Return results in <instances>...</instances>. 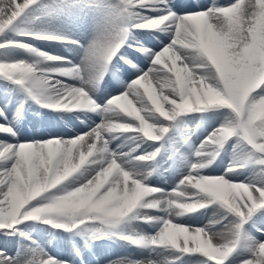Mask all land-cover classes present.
I'll return each mask as SVG.
<instances>
[{
  "label": "snow or ice",
  "instance_id": "1",
  "mask_svg": "<svg viewBox=\"0 0 264 264\" xmlns=\"http://www.w3.org/2000/svg\"><path fill=\"white\" fill-rule=\"evenodd\" d=\"M35 2L0 0V34ZM123 3L126 14L133 20L132 28L169 31L173 36L158 53L148 50L152 57L148 69L103 105L95 103L91 92L102 78L107 62L119 49L117 41L124 29L120 35L101 36L86 47L78 65L40 69L23 60L0 62V79L20 86L42 107L104 114L100 124L75 137L50 136L20 143L0 139V234H16L17 226L25 221H41L66 232L95 222L112 227L136 209H163L167 213L165 217H139L145 223H158L154 234L123 235L119 239L150 256L179 254L170 255L173 259L167 264H176L182 256L193 255L202 257L197 264H225L238 244L242 225L256 210L264 209V183L189 174L167 196L158 198L165 190L142 182L150 173H141L134 163H127L126 154L110 153L107 144L109 138L125 134L159 141L168 131L160 120L171 121L186 113L226 108L231 117L202 141L195 156L213 155L211 149L238 137L258 154L256 162L264 166V94L254 95L264 88V0L246 3L237 0L230 6L205 5L201 0H183L179 5L170 0H123ZM142 9H159L160 14L143 18ZM25 35L31 39L67 42L54 35ZM0 47H16L50 62L67 63L64 57L39 52L21 41L6 42ZM133 47L143 54V49ZM120 59L130 68L135 67L123 55ZM70 80L78 81L79 86L66 83ZM5 111L0 108V119L7 120ZM0 133L14 136L12 127L6 123H0ZM154 155L142 154L131 159L147 162ZM203 167L205 163H193L191 170L194 173ZM85 173L87 178L79 186L62 187ZM209 204L219 205L238 222L221 231H211L173 221V217ZM72 251L76 257L82 256L79 248ZM0 264H73V260L58 259L43 250L28 256H8L0 248ZM108 264L161 262L125 257ZM241 264H264V242H253L250 258Z\"/></svg>",
  "mask_w": 264,
  "mask_h": 264
},
{
  "label": "bare ground",
  "instance_id": "2",
  "mask_svg": "<svg viewBox=\"0 0 264 264\" xmlns=\"http://www.w3.org/2000/svg\"><path fill=\"white\" fill-rule=\"evenodd\" d=\"M47 1H50V0H36V2L34 4H32L28 9H26L25 12L19 18H17V20L11 26H9L2 34H0V39L7 38V39H5V40H7L6 42L13 41L11 38L21 39V37L17 38L13 34H11L10 29H13L14 26H28L27 28L31 29V30H40L42 28V29H47L48 31L53 32V33H62L61 31H59V29L57 27L66 28L73 33L72 36H74V37L78 36L80 38V40L82 42H79L80 43L79 45H77V46L71 45V44H69L68 41L67 42L40 41V40H35V39H31L30 41L33 44L32 47L37 49L39 52L46 51V52H48V54L49 53H63V54H65L68 58L67 63H63L61 61H51L50 62V61L45 60L44 57L38 56L36 53L28 52L24 49H20V48H16V47H0V61H2L1 57L6 58V59H11L10 61L8 60L9 62L23 60L27 63H32L35 67L40 68V69H44V68L53 69V68H59V67H69L71 64L78 65V64H80L83 50L94 42V38L96 40H98L101 36H104L107 34H112L114 36L115 30H116V27H114V25H115L114 22L117 21V18H121L123 14L127 15L126 11H124V13H122L121 11H119L117 9V7H116L117 5H116L115 0H102V5H100V6H98L97 4L93 5V1H91L90 4H91L92 8H89L88 6H86V7L85 6L81 7L78 5L76 6V5H73V3L71 4L70 2H68L66 0H51V1H53L52 4H49V2H47ZM120 1L123 2V0H120ZM17 2L22 3L23 0H17ZM78 2H80V1H78ZM170 2L172 4L179 5V4L183 3V0H170ZM235 2H237V0H201V3H203L205 5L215 3L218 6H230L232 3H235ZM243 2L246 3L247 0H243ZM97 3L99 4L98 1H97ZM42 7H45V8L40 9ZM34 10H38V11L36 12V15L32 17L31 15H32ZM153 11L157 12V11H159V9H156ZM126 17L125 16L122 17V22L124 21V19ZM130 19L132 20V18H130ZM102 21H104V23H106L107 26H103L102 29H98V27L102 24ZM49 25H50V27H49ZM46 27H48V28H46ZM117 31H118L117 34H119V31H120L119 27H118ZM131 33H130L127 40H129ZM21 34L22 33L18 34V36H20ZM172 36H173V34H172ZM164 37L165 36H161L160 38H164ZM76 39H78V38H76ZM23 40H25V39H23ZM136 41L140 44H144V45L149 46L151 49H154L156 47V45H158V43H159V40L152 41V38L149 36H146L143 31H136ZM120 52L125 54V55L132 54V56H134L136 59L137 67H135V68H121L119 66L120 69H117L118 67L116 68L115 65H113V64L117 63V60L115 58L112 59L110 64H109V62H107V64L113 65V66L112 67L109 66L110 68H108L106 73L112 72V73H115V75H118V77H120V83L119 82H118L119 84L112 83L107 79V77L104 76V78L102 80L97 82L95 89L91 92V96L96 101L101 100L103 96H107V95L109 96V93H111V92L113 94L111 96V98L120 94L122 91H124L127 88L128 84L130 83V81L128 80L129 79L128 77L132 74V72L136 69H137V72L139 70H144V69H141V67L147 62L146 57L149 56V54H147L144 57H137L134 55V53H131V52L129 53V51H127L126 49H120ZM147 59L149 60V58H147ZM57 79H62V78L57 77ZM71 82L76 83L78 81H76V80L66 81V83H70V84H71ZM7 84H9V83H7V82L5 83L3 80L0 79V108L6 109L4 114H5V116H7V120L0 119V123L9 124L13 129L14 136L8 135L5 133H0V139H5L9 143H14L13 140L19 139V138H26V139L16 141L15 143L31 141V140H42L46 136L49 137L51 135H59L61 137L68 138V137H71V136H69V134H71V133H74V137H75L76 135L81 134L82 130L89 128V127L93 128L102 122V116L104 115L103 112L99 113L98 117L96 116V118H92L93 116L91 117L90 115L83 113L84 111L79 110V111H76V114H72V115H76V116L86 115L87 117L84 118L83 122L77 120L76 118L74 119L70 116H65L64 114H62L64 117L59 121L57 120L58 122L52 121L51 127L49 126V128H47L45 123H44V126H40L38 123L45 122L47 119H49L48 118L49 114H47V113H44V114L35 113L34 112L35 110L33 108L34 106L31 107L32 103H31L28 95H26V97H23L21 94V90H22L21 88H18L16 85H14L12 83L8 86H7ZM262 93H264V88L258 89L257 92L254 93V95H260ZM104 103H102V104H104ZM36 109L41 110V108H39V107H36ZM93 115H95V114H93ZM192 116H194V115L192 114V115L186 116L184 114V115L179 116L176 120L179 121V119H185L186 121L189 122L192 119L191 118ZM196 116L197 117L192 122V127L190 129V131L192 132V138H190V141H187L181 147V149H184V151L185 150L188 151V149H191V146L193 147L195 145L194 139L197 136L199 137L202 134V133H200L201 131L202 132L204 131V133H205L204 139H203V141H204L214 130H216L213 128H211L212 130L208 129L209 125L213 124L215 122H220L219 126H221L223 123H225L231 117V114H230L229 110L226 108H218L216 110H208V111L198 112ZM24 123L28 127H25ZM186 125H185V127H186ZM185 127H183V128H185ZM45 129L47 131L44 132ZM233 140H235V141H233ZM200 145H198L196 147L197 150L199 149ZM243 145L244 144L240 140H236L235 137L230 138L228 140V142L226 143V146L228 148L230 146V148H229L230 150L245 149L243 147ZM107 148H108L110 153L126 154L128 157L127 163H129V164L134 163L136 169L138 171H140L141 173H147L145 171L146 168L144 169L146 162H133L131 158L134 155H132V153L135 151H137L140 155L155 153L154 157H156V154L158 152L157 147L153 146V144L150 141L143 140V139L136 137L134 135H131V134L121 135V136H118L116 138H109ZM214 149H211V151L214 152ZM223 150H226V148L223 149V147H222L219 150L220 152L217 155V157L214 161L215 163L213 165L203 167V168H199V169H201L200 171L203 173H208V174L209 173H215L214 170L218 169L220 166V163H222V161L225 159V151L223 152ZM245 154H246V152H245ZM187 157H188V155H187ZM211 158H212V156H211ZM198 163H202V162H198ZM245 170H246L245 172L240 171V170H234L232 172L226 171L223 176L229 180H235V181H240V182H245V183L254 182V184H257V185L264 183V166L256 165V166H252L250 168H247ZM189 174L190 173H188L186 175H189ZM87 175L88 174L85 173L82 176L74 177L72 181L66 182V184L62 187H67L70 189L71 187L79 186V183L83 182V180L87 178ZM148 176H150V175H148ZM73 181H75V182H73ZM152 181L155 182L156 184L161 185V186L168 183V180H160V179L158 180V178H156V179L152 178ZM57 194H62V193L58 192ZM164 194H165V196L168 195L167 192H164ZM218 208H219V205H210L208 208L203 209V210H199V211L197 210V211H194L191 213L184 214V215L179 216V217H173V221L176 223H180V224L196 226L197 224L201 223V219H200L201 215L204 214L205 216H207V214H208L207 212L209 210H211L209 215L211 214L213 216L218 212V210H219ZM160 211L161 210H159V211H157V210L146 211V210L139 208V209H136L133 213H130L129 215L135 216L136 214L140 213L141 216H147L146 215V213H147L151 217H156V213H152V212H160ZM163 214L167 215L166 212H164ZM221 218H222V216H220L219 219L213 218V220H207L204 225H201V227H204V228L209 229L211 231H221L224 229L225 226H232L233 225L231 220H229V221L224 220L223 222H221L222 221ZM125 219L126 220H123L120 224H118L116 226H112V227L105 226L103 228L104 231L106 233H107V231L111 232V233L112 232L116 233V230L120 229L123 231L124 230L129 231V233H131V234H135V233L139 232L138 230H141L144 228L147 231V234H151L152 230L154 229V226H156L155 223L135 224L134 222H130V220H132L131 218L128 219V217H127ZM27 223H29V222L25 221V222L21 223L20 225H18L17 226L18 232L16 234H13V235L1 234L0 235V248H2L8 254V256L20 255L17 253V251H19V249H21V248L24 249L25 252L22 250L24 253L21 254L20 256H28L32 252L41 250L42 247H43V250H46V252H49L52 254L53 253L52 248L49 247L47 242H45L43 240V237H41L40 235L39 236L42 239L39 240V242H41L42 247L40 249H37V247L34 245V243L30 239L32 236L38 234L39 229H38V227H34L31 224H27ZM235 223H236V221H235ZM88 224L89 223H86L85 225H82L80 228L76 229L77 232L79 233L81 231H84V232L90 231L89 229L91 226H88ZM251 224H260L261 226H264V209L256 210L252 214V216L249 217L248 220L242 225V228L240 229V237H239L238 244L236 245L234 252L225 261V263H227L233 257L234 259H236L235 264H241L242 261L238 260L240 253H242L244 260L250 258L251 246H252L253 242L261 241L260 239L263 238L262 235H264L262 231H257V229H255L256 232L255 231L253 232V230L251 231L250 230ZM19 227H21V228H19ZM118 234L116 236L109 234L108 235L109 240L113 239L115 241L121 242L119 244H123L125 241L122 242L119 239L120 235L118 237ZM64 235H61L63 237V239H59L60 241H62L66 238V236H64ZM87 238L90 241L95 239L94 236H90V235L87 236ZM217 242H220L219 238L217 239ZM261 242H264V241H261ZM116 244H117V242H116ZM124 244H126V243H124ZM10 247H12V248H10ZM105 247H107L106 244H104V248ZM10 249L13 250L12 253H9ZM143 254H144V251L135 248L133 254H131V255L127 254V255H125V257L131 258V259H137L138 257H140V259L142 260L143 258L141 255H143ZM162 254L163 255L161 256L162 257L161 258L162 259L161 264H167V261H170L173 259V257H171L170 255H175V254H169V253H162ZM61 255L65 256L64 258H72L73 264H87L86 260L79 263L76 261V259L74 257H70V256L67 257L66 251L61 253ZM96 255H98V254H96ZM122 255H124V254H122ZM143 257H144V255H143ZM199 259H202V257H199L198 255L182 256L179 260L176 261V264H197Z\"/></svg>",
  "mask_w": 264,
  "mask_h": 264
},
{
  "label": "rangeland",
  "instance_id": "3",
  "mask_svg": "<svg viewBox=\"0 0 264 264\" xmlns=\"http://www.w3.org/2000/svg\"><path fill=\"white\" fill-rule=\"evenodd\" d=\"M66 1H68V2H70L71 4L73 3V5H78V6H81V7H86V6H88L89 8H92V6H91V4H90V2L91 1H93V5L94 4H97L98 6H100V5H102V0H66ZM78 1H80V2H78ZM85 1V2H84ZM97 1L99 2V4L97 3ZM47 2H49V4H52L53 3V1H47ZM77 3V4H76ZM47 5V4H46ZM45 7H42V8H40V9H44ZM39 9V10H40ZM50 9V8H49ZM38 10H34L33 11V13H32V17L33 16H35L36 15V12H37ZM47 11V10H46ZM45 11V12H46ZM141 14H142V17L143 18H147V17H152V16H156V15H159L160 14V12H158V13H147L146 12V10L145 9H142L141 10ZM27 15V14H26ZM38 20V19H37ZM115 23V25H114V27H116V30H115V35L114 36H116L117 35V33H118V27L120 28V23H122V17L121 18H117V21L116 22H114ZM48 26V25H47ZM103 26H107V24L106 23H104V21H102V24L98 27V29H102L103 28ZM18 27H20V28H23V27H28V26H18ZM49 27H50V25H49ZM39 28V27H38ZM46 28H48V27H46ZM58 29H59V31H61L62 33H63V35H68L69 36V38H70V36L73 38V40L75 41V43L77 42L78 44L77 45H79L80 43L79 42H82L81 40H80V38L78 37V36H76V37H74V36H72V32L71 31H69L68 29H66V28H59V27H57ZM42 29V28H41ZM40 29V30H41ZM42 30H44V29H42ZM161 33V34H160ZM167 33V34H166ZM171 34V32H169V31H163V30H155V31H148V32H146L145 34L147 35V36H149V37H151L152 38V41H157V40H159V43H158V45H156V47L154 48V49H151L149 46H145L144 44H140V43H138V42H135V43H127V42H125L124 43V45L123 46H125L126 45V43H127V49H129V50H131L132 52H135L137 55H140V57H144V56H146L147 54H148V50H151V52L152 53H157V52H159L160 50H162V48L164 47V46H167L168 44H169V42H170V40L172 39V34ZM118 35H120V31H119V34ZM170 35V36H169ZM161 36H165L164 38H160ZM76 38H78V39H76ZM171 38V39H170ZM5 39H7V38H3V39H0V44H4L7 40H5ZM94 41H96V39L94 38ZM69 42V41H68ZM23 43H25V44H28V43H26V42H23ZM30 45V44H29ZM77 45H75V46H77ZM133 46H135L136 48H141V49H143L145 52L142 54L141 53V51H135L134 50V47ZM126 47V46H125ZM149 47V48H148ZM121 54V53H120ZM122 55V54H121ZM121 55H119V56H121ZM59 56H61L60 54H59ZM124 56V55H123ZM55 57H57V56H55ZM126 59H129V60H131L132 61V64L133 65H135V67H137V63L134 61V59H132L131 57H127V56H124ZM65 58V57H64ZM147 58H149V60L147 59ZM151 58L152 57H150V56H147L146 57V65L144 64L142 67H141V69H144V70H146L148 67H149V65H150V62H151ZM1 59L3 60V61H0V62H9L11 59H6V58H3V57H1ZM9 60V61H8ZM119 60V64L121 63V65H123V66H129L128 64H125L124 63V61L123 60H121V59H118ZM118 64V66H120V67H122L121 65H119ZM71 65H74V64H71ZM70 65V66H71ZM135 67H133V68H135ZM117 68V67H116ZM130 68V67H129ZM144 70H139L138 72H137V69L136 70H134L133 72H132V74L128 77L129 78V81L131 82L132 80H134L135 78H137V75L140 73V72H142V71H144ZM137 74V75H136ZM114 75V74H113ZM109 75V79H111L112 81H114L113 83H120V78L119 77H116V75ZM135 76V77H134ZM1 80H3V79H1ZM5 83H6V81L5 80H3ZM7 83H9V84H7V86L8 85H10L11 83L10 82H7ZM72 84H74V85H77V86H79V82H77V84L76 83H73V82H71ZM118 83V84H119ZM18 88H20V86H17ZM21 94H22V96L23 97H26V93H24V91L23 90H21ZM111 94V95H110ZM165 94H168V92H167V89H165ZM113 94H112V92L111 93H109V96L107 95V96H103L102 97V99L101 100H99V101H96L94 98H92L94 101H95V103L96 104H98V105H103L102 103H104V102H106L107 101V99H110L111 98V96H112ZM21 96V97H22ZM104 98V99H103ZM101 102V103H100ZM38 105V104H37ZM34 105H31V107H33ZM33 108H36V106H34ZM32 108V109H33ZM46 109V110H45ZM216 109H218V108H210V109H207V110H205V111H208V110H216ZM63 111H66V110H53V109H51V108H47V107H44V109H43V111H41V110H39V111H34L35 113H38V114H44V113H49V116H48V118L49 119H47L45 122H41V123H38L40 126H44V123L46 124V126H47V128H49V125H52L51 123H52V121H59V119L61 120L64 116L62 115V114H64L65 116H70V117H72V118H76L77 120H79V121H81V122H83V120H84V118H86L87 116L86 115H83V116H76V115H72V114H76V111H74V110H71V111H67L68 113H63ZM85 113L87 114V115H90L92 118H96V116L98 117V115H99V113H102V111H88V110H85ZM197 113L198 112H192V113H186L185 115L187 116V115H194V116H192L191 118L193 119H191L189 122L188 121H186L185 119H179V121L178 120H171V121H164V122H162V121H159V123L162 125V126H164V127H167L168 128V131L165 133V138H164V140H163V144H165V142L167 141L170 145H171V148L170 149H172V154H173V159L171 160V159H169L168 158V156L166 155L165 156V149H164V147H163V149L162 150H160V152L158 151L157 152V158L156 159H154V158H152L150 161H147L146 162V164H145V167H144V169H145V171L147 172V173H150L149 175L150 176H148L147 175V177H146V179H143L142 180V182L143 183H145L146 185H149V186H153V187H157V188H160V189H163V190H165L164 192H167V194L169 193V191H171V189H173V188H175L176 187V185L179 183V176L180 175H185L186 173L188 174V173H190V174H199V175H205V176H222V173H221V171H222V167L226 164V163H229V162H241V161H243V160H245V161H247V163H248V166L250 165V162L252 161V160H258V154L257 153H255V152H253L250 148H249V146H247L245 143H244V145H243V147L245 148V149H237V150H230L229 148H230V146H229V148H227L226 147V150H224L225 151V159L222 161V163H220V166H221V168L218 170V171H216L215 172V174H212V173H209V174H206V173H203V172H201V171H199L200 169L198 168L194 173L192 172V170H191V165L193 164V163H198V162H202V163H205L206 165H208V164H211L212 163V159H211V161H210V158H211V156H215L216 154H214V152H213V155H210V156H207V157H196L195 156V152L197 151V149H196V147L198 146V145H200L201 144V142L203 141V137H204V135H205V133H204V131L202 132H200V133H202L199 137L197 136L195 139H194V141H195V147L193 146H191V149H188V151L187 150H185L184 151V149H181V147L187 142V141H190V138H192V132L190 131V129H191V127H192V122L194 121V119H196V115H197ZM93 114H95V115H93ZM181 116V115H180ZM179 116H177V118H178ZM50 118H51V120H50ZM61 122V121H60ZM42 124V125H41ZM187 124V125H186ZM24 125H25V123H24ZM185 125H186V127H185ZM219 125H220V122H215V123H213V124H210L209 125V128L208 129H211V128H214V129H217L218 127H219ZM183 127H185V128H183ZM92 127H89V128H86V129H84V130H82L81 131V134H83V133H86V132H88V131H90V129H91ZM186 132V133H185ZM51 136H59V135H51ZM69 136H71V137H74V133H71V134H69ZM50 137V136H49ZM49 137H45V138H43V139H47V138H49ZM135 138V137H134ZM203 138V139H202ZM236 138V140H239V138L238 137H235ZM23 139H26V138H19V139H15V140H13V142L15 143L16 141H19V140H23ZM179 140V141H178ZM180 140H183V141H180ZM233 141H235V140H233ZM228 142V141H227ZM226 145V144H225ZM168 149V148H167ZM223 151V152H224ZM250 151V152H249ZM190 152V153H189ZM219 152L220 151H218V154H219ZM245 152H246V154H245ZM253 152V153H252ZM132 155H134L133 157H135V156H139L140 154L137 152V151H135V152H133L132 153ZM187 155H188V157H187ZM176 157V158H175ZM186 157V158H185ZM253 158V159H252ZM153 160V161H152ZM172 162H174V166H173V169H172V171H170V165L172 164ZM256 165H259V164H257L256 163ZM255 165V166H256ZM149 168V169H148ZM174 170H178V172H174ZM241 171V170H240ZM242 171H246V170H242ZM167 176V177H166ZM154 179H156V178H158V180L160 179V180H168V183L167 184H165V185H163V186H161V185H159V184H155V183H153V181H152V178ZM179 179V180H178ZM151 181V182H150ZM171 181V182H170ZM249 183V182H248ZM252 183H254V182H252ZM174 184V185H173ZM164 192L163 193H161V194H159V197L158 198H162V197H164L165 196V194H164ZM141 209H143V208H141ZM219 210H218V212L215 214V215H209V213L211 212V210H209L207 213V216H205L204 214L203 215H201V217H200V219H201V223H199V224H197L195 227H201V225H204L205 223H206V221L207 220H213V218H218L219 219V217L220 216H222V221L221 222H223L224 220H227V221H229V220H231L232 221V223L233 224H235V221H236V223L238 222L237 221V218H235L233 215H231V214H226L225 212H224V210L223 209H221L220 208V206H219V208H218ZM146 210V209H145ZM163 209H161V211L160 212H152V213H156V217L157 218H162V217H165L166 215L165 214H163L164 213V211H162ZM199 211V210H198ZM158 214V215H157ZM137 215V216H136ZM135 216H132V215H129L128 216V219L129 218H131L132 220H130V222H134L135 224H140V223H142V221L139 219V217H141V214L139 213V214H136ZM127 218V217H126ZM235 219V220H234ZM124 220H126V219H124ZM29 223H27V224H31L32 226H34V227H38V229H39V232H38V234H36V235H34V236H32L31 237V241L34 243V245L37 247V249H40L42 246H41V242H39V240H41L42 238H40V236L41 237H43V240L45 241V242H47V244L49 245V243H51V242H53V240H54V238H57V236L56 235H52V236H48L49 235V233L50 232H53L55 229H53V227L51 226H48L49 224H43L41 221H28ZM145 222H143V224H144ZM203 223V224H202ZM40 224H41V226H40ZM91 224V225H90ZM156 224V226H154V229L152 230V233L151 234H153V233H155L157 230H158V223H155ZM256 225V224H255ZM88 226H91L90 227V231H81V232H83V233H80V235L81 236H83V237H85V238H87V236H94V238L95 239H93V240H89V239H87V240H89V247L92 249V251H93V253H91L92 254V256L91 257H88V256H86L87 258L85 259L84 258V256H85V254L84 255H82V257H76L77 259H78V261L77 262H79V261H81V260H86L87 261V264H108V261H115V260H117V259H120V258H124L125 257V255H131V254H133L134 253V248H130L129 247V245L126 243V242H124L123 240H121L122 242H124V243H126V244H119V243H121V242H119V241H115V240H113V239H110L109 240V234H112V235H114V236H116L119 232V234H118V237H119V235L120 236H123V235H133V236H135L136 234H147V231L143 228V229H141V230H138L139 232H137V233H135V234H131V233H129V231H126V230H120V229H117L116 230V233L115 232H108L107 231V233L104 231V225H101V224H99L98 222H95V224L94 223H89L88 224ZM141 226V225H140ZM257 226V225H256ZM143 227V226H142ZM19 228H21V227H19ZM119 230V231H118ZM56 231V230H55ZM262 231V230H261ZM75 232H77V230H75ZM128 232V233H127ZM263 233H264V231H262ZM53 234V233H52ZM96 234V235H95ZM1 235V234H0ZM40 235V236H39ZM77 235H79V234H77ZM100 235V236H99ZM98 236V237H97ZM80 238H82V237H80ZM97 238V239H96ZM59 239H63V237L62 236H60L59 237ZM83 239V238H82ZM101 239V240H100ZM105 239V240H104ZM65 240V239H64ZM64 240H62V241H64ZM96 240V241H95ZM112 241V242H111ZM261 241H264V236H263V238H261ZM91 242V243H90ZM115 242V243H114ZM116 242H117V244H116ZM22 243V242H21ZM64 243V242H63ZM103 243V244H102ZM92 244V245H91ZM104 244H106L107 245V247H105L104 248ZM67 246H68V244H67ZM109 247V248H108ZM10 248H12V247H10ZM106 251H105V250ZM122 249V250H121ZM24 249H19V251H17V253L18 254H23L24 252ZM41 250H43V247L41 248ZM12 249H10L9 250V253H12ZM44 252H46V250H43ZM132 251V252H131ZM99 252V253H98ZM48 253V252H47ZM57 253H58V251H57ZM124 254V255H122V254ZM138 253V252H137ZM96 254H98V255H96ZM8 255V254H7ZM73 253L71 252V251H67V257H73ZM143 255H144V257H143ZM143 255H141L142 256V260H145V259H155V260H157V261H160V262H162V255L163 254H161V255H152V256H150L148 253H146L145 251H144V254ZM176 255V254H175ZM177 255H179V254H177ZM122 256V257H121ZM97 257V258H96ZM120 257V258H119ZM90 260H89V259ZM95 258V259H94ZM58 259H64V258H58ZM137 260H141L140 259V257H138L137 258ZM235 260L236 259H234L233 257L231 258V260H229L227 263H225V264H235ZM238 260L239 261H243L244 260V257H243V255H242V253H240V255H239V257H238ZM83 262V261H82Z\"/></svg>",
  "mask_w": 264,
  "mask_h": 264
}]
</instances>
